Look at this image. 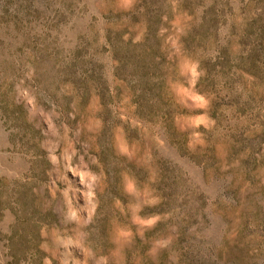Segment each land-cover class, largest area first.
<instances>
[{
	"label": "rangeland",
	"instance_id": "374dc122",
	"mask_svg": "<svg viewBox=\"0 0 264 264\" xmlns=\"http://www.w3.org/2000/svg\"><path fill=\"white\" fill-rule=\"evenodd\" d=\"M0 264H264V0H0Z\"/></svg>",
	"mask_w": 264,
	"mask_h": 264
}]
</instances>
